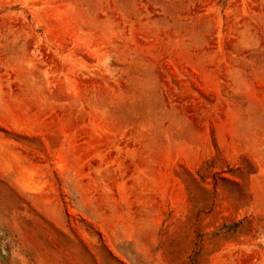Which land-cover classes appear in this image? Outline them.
Listing matches in <instances>:
<instances>
[{
  "label": "rangeland",
  "instance_id": "obj_1",
  "mask_svg": "<svg viewBox=\"0 0 264 264\" xmlns=\"http://www.w3.org/2000/svg\"><path fill=\"white\" fill-rule=\"evenodd\" d=\"M0 264H264V0H0Z\"/></svg>",
  "mask_w": 264,
  "mask_h": 264
}]
</instances>
